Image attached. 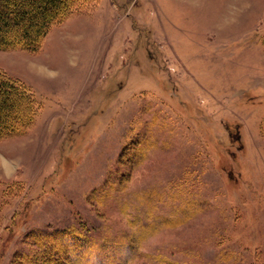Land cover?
<instances>
[{
    "label": "rangeland",
    "instance_id": "374dc122",
    "mask_svg": "<svg viewBox=\"0 0 264 264\" xmlns=\"http://www.w3.org/2000/svg\"><path fill=\"white\" fill-rule=\"evenodd\" d=\"M0 68L39 102L0 140V264L69 228L75 264H264V0H93Z\"/></svg>",
    "mask_w": 264,
    "mask_h": 264
},
{
    "label": "trees",
    "instance_id": "16d2710c",
    "mask_svg": "<svg viewBox=\"0 0 264 264\" xmlns=\"http://www.w3.org/2000/svg\"><path fill=\"white\" fill-rule=\"evenodd\" d=\"M91 1L0 0V49L39 51L52 27L61 24ZM38 108L39 102L29 87L0 68V140L26 133ZM131 149L133 151L134 147ZM56 233L69 239L61 241L66 242L67 246L61 243V246H50V254L58 253L59 259L55 264H75L74 257L84 252L82 246L89 244L91 239L74 228L56 230ZM25 255L30 262L31 255ZM25 262L26 259H23Z\"/></svg>",
    "mask_w": 264,
    "mask_h": 264
}]
</instances>
